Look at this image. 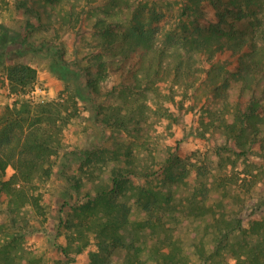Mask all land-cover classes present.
<instances>
[{"label":"trees","instance_id":"trees-1","mask_svg":"<svg viewBox=\"0 0 264 264\" xmlns=\"http://www.w3.org/2000/svg\"><path fill=\"white\" fill-rule=\"evenodd\" d=\"M159 1L135 3L125 14L86 6L76 15L68 1L38 7L18 0L26 17L20 44L53 51L58 68L79 83L80 96L71 103L63 94L33 101L26 94L36 70L22 63L7 69L13 98L0 112V177L8 168L12 173L0 180V193L51 176L63 131L88 97L103 137L72 152L78 170L67 182L74 202L59 211L76 253L94 244L88 264H264V187L254 172L258 163H246L258 151L264 164V18L251 17L250 29L240 26L254 0H179L176 24L165 29L168 2ZM205 4L218 9L217 21L204 16ZM60 31L75 37L72 58L64 41L55 45L48 36ZM224 51L233 60L215 61ZM108 72L114 84L105 89ZM164 87L180 88L191 106L200 105L195 134L214 143L191 161L178 156L176 141L153 172L126 144L148 140L149 103ZM191 169L196 179L189 185ZM66 205L75 221L66 217ZM22 236H0V264H43L23 249ZM113 249L122 251L121 262L100 258L101 250ZM60 251L68 258V248Z\"/></svg>","mask_w":264,"mask_h":264},{"label":"rangeland","instance_id":"rangeland-1","mask_svg":"<svg viewBox=\"0 0 264 264\" xmlns=\"http://www.w3.org/2000/svg\"><path fill=\"white\" fill-rule=\"evenodd\" d=\"M34 5L43 6L44 0H29ZM72 4L73 13L78 14L81 10L90 6L97 12L118 14L122 10L124 14L135 3H145L151 5L152 1L162 3L159 0H119V5H111L110 0H63ZM168 11L166 12L165 29L172 24H176L180 15V1L166 0ZM18 0H0V112L11 102L7 89L6 72L15 64L22 63L29 65L36 70L34 83L27 88V97L33 101L57 100L59 94L68 98L71 103L79 98L80 85L68 73L60 70L56 64L53 51H34L20 44L18 35L21 28L26 23V17L17 7ZM257 2V3H256ZM92 4V6H91ZM120 6V7H119ZM94 9L86 8V12ZM204 16L209 20L217 21L218 9L210 4L203 5ZM253 16L264 18V0H254L249 4L247 16L242 19V28H248L249 21ZM52 32V31H51ZM48 35L47 33H43ZM50 39L54 44L64 41V50L67 58H72L75 37L72 33L65 31L50 33ZM84 43H91L86 39ZM86 45H83L85 47ZM82 47V48H83ZM54 49L55 46H54ZM55 51V50H54ZM232 61L233 56L229 51L219 53L215 61ZM114 84L112 74L108 72L103 86L110 89ZM182 89L173 88L168 91V87L161 89V95L150 101L152 107L151 123L153 131L148 140L141 143L126 144L132 150V156L141 165H153V172H158L163 158L168 155L164 152L165 147H174L176 141H180L178 156L181 159L194 161L199 154H203L208 148L213 146V139H203L196 136L200 115V105L193 107L190 101L183 97ZM80 116L71 121L63 131L62 147L59 149L58 163L54 167L50 177L37 178L24 186H13L12 194L0 193V236L8 238L9 234L23 235L21 245L31 256L40 257L43 264H55L58 260L62 262L70 260V264H88L91 254L97 252L94 244L85 247L81 252L76 253L78 243L71 241V232L59 225L60 208L67 201L70 205L74 202L73 195L69 189L67 177L77 175L78 167L74 159L75 149H88L93 144L102 139L104 130L96 127L93 123L95 111L90 98L78 102ZM208 136V133H207ZM105 146V144H103ZM144 146H148L145 149ZM158 151V153H157ZM252 154L246 163H258L254 172L258 174L259 185L264 187V164L260 166L259 158ZM161 156H160V155ZM242 167L245 161L238 162ZM253 166V165H252ZM12 169L8 168L5 177L0 180H8ZM196 179L195 171L191 169L188 183L194 184ZM64 210H69V205ZM71 221L76 220V214L70 213L66 216ZM65 217V218H66ZM66 218V219H67ZM67 219V221H68ZM60 247L68 248V258H65L60 251ZM102 259L112 261H122L121 250L100 251ZM230 264H235L231 262Z\"/></svg>","mask_w":264,"mask_h":264}]
</instances>
